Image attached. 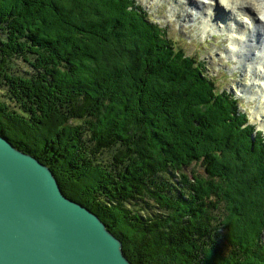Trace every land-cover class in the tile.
Returning <instances> with one entry per match:
<instances>
[{
    "label": "trees",
    "instance_id": "obj_1",
    "mask_svg": "<svg viewBox=\"0 0 264 264\" xmlns=\"http://www.w3.org/2000/svg\"><path fill=\"white\" fill-rule=\"evenodd\" d=\"M131 3L0 0V134L134 264H264L262 136Z\"/></svg>",
    "mask_w": 264,
    "mask_h": 264
},
{
    "label": "water",
    "instance_id": "obj_2",
    "mask_svg": "<svg viewBox=\"0 0 264 264\" xmlns=\"http://www.w3.org/2000/svg\"><path fill=\"white\" fill-rule=\"evenodd\" d=\"M0 264H134L50 166L0 134Z\"/></svg>",
    "mask_w": 264,
    "mask_h": 264
},
{
    "label": "bare ground",
    "instance_id": "obj_3",
    "mask_svg": "<svg viewBox=\"0 0 264 264\" xmlns=\"http://www.w3.org/2000/svg\"><path fill=\"white\" fill-rule=\"evenodd\" d=\"M221 2H224L227 3V10L233 12L234 10H236L238 7H254L256 10H255V15L252 16V19L254 21H258V20H261V15L264 14V7H262L261 5L264 4V0H232V2H230V0H220ZM241 1V2H239ZM210 3H212V0H209ZM206 4L208 2H205ZM263 23H264V20H261ZM246 23H249L248 21H246ZM243 24H244V21H243ZM251 24V23H250ZM254 37H259L258 41L257 42H262L261 46L264 45V35L263 34H254ZM255 38H253L252 36V39L254 41ZM242 44V43H241ZM243 45H244V41H243ZM246 45V44H245ZM237 46L235 44V47H233V49L231 50V54H233V56L235 57H238V55L240 54V51L241 49L238 48L237 49ZM254 47V46H253ZM249 51V50H248ZM256 53V51H251V53L249 55H254ZM246 64L249 65L248 62H245ZM244 95H247V94H244ZM259 111L261 112L260 114H263L264 115V105L263 103L261 104V101H260V105H259ZM254 118V121H256V123H259V127L263 128L264 127V121L262 120H259L258 116H252V119ZM263 123V124H262Z\"/></svg>",
    "mask_w": 264,
    "mask_h": 264
},
{
    "label": "rangeland",
    "instance_id": "obj_4",
    "mask_svg": "<svg viewBox=\"0 0 264 264\" xmlns=\"http://www.w3.org/2000/svg\"><path fill=\"white\" fill-rule=\"evenodd\" d=\"M213 1L214 0H212V2ZM179 23H182V21H180ZM220 65H223V67L226 68V61H224V62L218 61V62L213 63L212 65L209 63L210 71L213 70V73H216L217 74ZM0 96L1 97L3 96V93L1 91H0ZM251 118H252V115H251ZM251 121H252V123H256V121H254V118L251 119ZM256 124H258V123H256Z\"/></svg>",
    "mask_w": 264,
    "mask_h": 264
},
{
    "label": "clouds",
    "instance_id": "obj_5",
    "mask_svg": "<svg viewBox=\"0 0 264 264\" xmlns=\"http://www.w3.org/2000/svg\"><path fill=\"white\" fill-rule=\"evenodd\" d=\"M260 18H261V20H264V14H262Z\"/></svg>",
    "mask_w": 264,
    "mask_h": 264
},
{
    "label": "snow or ice",
    "instance_id": "obj_6",
    "mask_svg": "<svg viewBox=\"0 0 264 264\" xmlns=\"http://www.w3.org/2000/svg\"><path fill=\"white\" fill-rule=\"evenodd\" d=\"M261 6L264 7V4H262Z\"/></svg>",
    "mask_w": 264,
    "mask_h": 264
}]
</instances>
